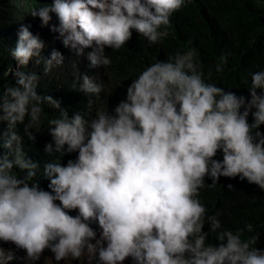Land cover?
Segmentation results:
<instances>
[{
  "label": "clouds",
  "instance_id": "obj_1",
  "mask_svg": "<svg viewBox=\"0 0 264 264\" xmlns=\"http://www.w3.org/2000/svg\"><path fill=\"white\" fill-rule=\"evenodd\" d=\"M187 2L52 0L27 19L47 26L54 15L50 31L63 46L77 56L90 49L89 66L107 68L106 48L119 50L134 38L162 43ZM190 45L146 66L124 99L111 109L106 101L94 115L88 113L104 83L76 75L71 89L87 97L88 113L69 115L61 101L38 92L35 73L23 70L34 59L48 74L63 64L62 54L41 57L43 41L20 27L10 52L17 70L0 75L15 78L0 83V124L7 125L0 133V242L7 245L0 244V264L17 263L21 250L27 264L45 250L56 264H264L259 233L245 235L254 226L226 229L220 213L209 215L199 199L221 177L264 191V68L250 74L248 97L237 95L213 82L230 53L205 73ZM45 107L56 114L49 117ZM45 123L51 142L44 153L56 157L42 165L47 190L35 179L41 162L27 157L23 143H34ZM68 154L75 158L62 163Z\"/></svg>",
  "mask_w": 264,
  "mask_h": 264
},
{
  "label": "trees",
  "instance_id": "obj_2",
  "mask_svg": "<svg viewBox=\"0 0 264 264\" xmlns=\"http://www.w3.org/2000/svg\"><path fill=\"white\" fill-rule=\"evenodd\" d=\"M51 2L0 0V75L9 68L12 72L17 70V63L10 52L17 43L20 27L27 26L44 43L41 57L46 59L56 50L64 59L60 67L53 68L48 74L44 73L43 64L37 65L34 59L23 70L35 73L39 77L38 92L61 101V107L67 109L69 115L75 111L88 113L87 97L71 89L76 75H88L104 83L100 99L96 100L91 113H88L94 115L97 107L106 106V101L111 109L124 99L127 86L146 66L156 60L167 59L169 54L177 48H183L189 41L190 46L199 51L205 73L209 68L214 71V64L221 54L230 53L225 72L219 76L214 74L213 82L237 95L248 97L250 74L264 68V0H190L173 15L171 35L162 43L149 46L147 42L134 38L119 50L106 48L105 52L112 60L111 66L107 68L89 66L86 56L90 49H85L84 55L77 56L74 50L65 48L58 34L50 31L52 25L58 24L54 15L47 26H42L41 20L38 25L28 21L27 16L33 9ZM253 39L255 43H252ZM0 83L14 84L15 78L9 73ZM45 113L51 117L56 114V110L45 107ZM6 128V124H0V133ZM261 131H264V126ZM49 142L51 137L47 134L46 123L39 130L34 143L28 141L27 137L23 138L27 157L41 162V170L35 179L45 190L47 181L42 175L43 162L56 158L44 153V146ZM74 158L75 154H68L61 157V162L66 163L68 159ZM215 159H222V154L217 153ZM210 183L206 180V185ZM228 184L233 188L228 189ZM199 199L209 215L220 213L219 218L226 229L235 231L251 223L255 232L245 235L259 233L257 246L264 249V191L247 181H240L238 177H221L215 187L205 186L201 189ZM0 244L4 245L2 242Z\"/></svg>",
  "mask_w": 264,
  "mask_h": 264
},
{
  "label": "rangeland",
  "instance_id": "obj_3",
  "mask_svg": "<svg viewBox=\"0 0 264 264\" xmlns=\"http://www.w3.org/2000/svg\"><path fill=\"white\" fill-rule=\"evenodd\" d=\"M2 247L6 249L7 245L6 246L3 245ZM15 256H18V259H19V261L16 264H27V262L23 259V257L25 256V252L23 250L16 252ZM46 257L51 258L52 253L45 250V252L41 255L40 260L35 262V264H56L54 260L50 261V260L45 259ZM60 264H87V260L82 259L81 261H61Z\"/></svg>",
  "mask_w": 264,
  "mask_h": 264
},
{
  "label": "bare ground",
  "instance_id": "obj_4",
  "mask_svg": "<svg viewBox=\"0 0 264 264\" xmlns=\"http://www.w3.org/2000/svg\"><path fill=\"white\" fill-rule=\"evenodd\" d=\"M201 56V55H200Z\"/></svg>",
  "mask_w": 264,
  "mask_h": 264
}]
</instances>
